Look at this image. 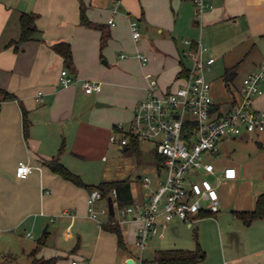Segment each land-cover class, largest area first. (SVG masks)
Wrapping results in <instances>:
<instances>
[{"label": "crops", "instance_id": "crops-1", "mask_svg": "<svg viewBox=\"0 0 264 264\" xmlns=\"http://www.w3.org/2000/svg\"><path fill=\"white\" fill-rule=\"evenodd\" d=\"M186 2L193 6L191 0H119L118 12L113 14L114 0H0V88L17 97L12 101H0V240L5 250L11 244L16 246L23 238H33L36 233L38 242L29 252L30 259L26 263L31 264L33 251L37 258L46 259L39 241L45 243L50 235L55 240L59 235L70 239L77 235L79 245L75 249L72 247L73 250L58 247L57 240L52 244V255L58 258L53 264L74 261L77 264H127L136 259L138 250L127 243H134L136 223L121 227L125 248L119 249L115 234L102 228L111 220L109 211L106 215L110 217L99 214L97 220L93 219L88 213L87 190L52 173L43 161L55 157L63 142L59 160L74 173L80 166L78 159L84 158L86 150L80 144H89L87 141L90 142L98 131L106 132L107 142L111 144L109 135L113 127L128 123L145 96V73H152L161 89L179 84L178 76L183 67L189 65L182 55L187 48L184 42L189 39L181 44L176 38V24ZM207 2L211 8L196 21L200 36L189 41L200 40L209 46L211 55L216 53L221 59L217 71L226 77L224 90L227 95H219L216 91L213 102L214 110L222 112L239 100L242 80L264 63V0ZM82 7L91 23L103 26L102 31L81 25ZM22 13L37 15L38 31L34 40L14 49L9 44L19 40ZM110 18L113 26L107 23ZM131 21L138 23L141 33L138 45L131 38ZM209 31L213 34L211 37ZM103 35L105 42L101 45ZM60 42L70 45L71 66L52 49ZM116 50H120L118 61ZM137 52L148 57L145 66L135 58ZM255 57L257 59L253 60ZM108 61L116 62L122 70L104 68L103 64L109 65ZM62 69L73 79L67 87L57 83ZM242 73L243 77L238 80ZM125 78L130 82V90L121 91ZM84 81L100 82L101 91L85 93ZM262 91L254 99L253 106L264 111V84ZM39 92L42 101L38 100ZM98 103L103 106H96ZM22 107L30 122L27 137ZM226 140H238L236 147L229 151H235L229 158L220 156V144ZM115 146L124 154L115 168L103 174L101 182L130 179L133 200H143L148 192L143 187V178L150 176H141L138 171L148 161L140 152L137 156L133 151ZM219 149L215 161L218 172L214 177L219 193L217 212L201 213L193 218L191 225L177 218L166 224L160 218L150 239L156 236L157 242L163 240L167 230H176L179 223L193 228L196 223L206 221L213 230L200 239L205 258L198 264H264V219L245 226L234 215V212L251 211L257 198L264 193V132L223 139ZM101 159L107 160L105 155ZM19 161L32 168L24 179L15 176ZM226 167L236 169V179H222L220 171ZM156 185L152 180L151 188ZM102 204L96 207L100 209ZM63 212H71L72 216L63 215ZM194 236L197 238L196 230ZM157 248L189 250L175 243ZM22 251H25L23 247ZM69 251L72 254L69 255ZM64 256L66 259L62 262ZM68 256L73 258L70 260Z\"/></svg>", "mask_w": 264, "mask_h": 264}, {"label": "built area", "instance_id": "built-area-1", "mask_svg": "<svg viewBox=\"0 0 264 264\" xmlns=\"http://www.w3.org/2000/svg\"><path fill=\"white\" fill-rule=\"evenodd\" d=\"M191 1L198 19L211 8L207 0ZM118 5L119 0H114L113 14L118 12ZM107 23L114 25L112 18ZM129 27L131 38L138 45L141 38L138 23L131 21ZM184 43L187 48L182 55L189 65L184 66L178 76L179 84L161 89L156 77L152 73H145L144 98L135 107L128 123L115 125L109 135V142L121 148L131 142L151 144L155 156L160 159V164L155 163L157 170L164 173L163 180L155 188H151V178H143V187L148 190L143 200L120 208L115 201V190L109 196L114 209L111 224L120 228L129 223L137 225L134 247L138 250V256L133 264H142L143 252L158 219L162 218L167 224L177 218L191 225L193 218L201 213L217 212L219 193L214 185V177L218 172L215 161L219 155L220 141L264 132V111L253 106L254 99L263 92L264 63L242 80L239 100L228 110L216 111L211 83L206 77L216 59L211 55L206 56L208 47L200 40H185ZM135 58L141 66L149 61L140 52L135 54ZM72 82L68 71L62 69L57 79L59 86L67 87ZM82 88L87 94L99 93L101 83L84 81ZM37 96L42 101V93L39 92ZM31 172L28 164L23 161L17 163V178L24 179ZM220 173L223 180L237 178L234 167H226ZM98 203H103L99 211L96 210ZM87 205L93 219L97 220L99 214H108L107 200L98 190L88 195ZM63 215L72 216V213L63 212ZM72 264L77 263L74 261Z\"/></svg>", "mask_w": 264, "mask_h": 264}, {"label": "rangeland", "instance_id": "rangeland-1", "mask_svg": "<svg viewBox=\"0 0 264 264\" xmlns=\"http://www.w3.org/2000/svg\"><path fill=\"white\" fill-rule=\"evenodd\" d=\"M198 18L195 16L194 6H192L189 2H186L182 5V11L180 12V16L178 18L177 24H176V30L177 35L176 38L178 40V43L182 44V41L184 39H197L199 38L200 34V27L197 25L196 21ZM230 34V31H228ZM209 31V37H211L213 34H210ZM218 33V32H217ZM214 34L215 36L217 35ZM205 36L208 38V33L205 32ZM204 38V37H203ZM206 43V42H205ZM120 53V50H116L114 52L116 56V61H118V54ZM210 56V49L208 46V52L206 53V56ZM212 55L216 56V63L212 65L211 71L207 74L208 79L211 81L212 86V97L215 95L216 91L217 94L220 93L222 96H226L227 91L224 90V86L227 84L226 77L222 73H219L220 71H217V67L221 64V59H219L218 55L216 53H212ZM211 55V56H212ZM182 58V57H181ZM257 59V57L253 58ZM183 61L188 62L186 58L183 59ZM254 62H257L256 60ZM109 65H104L103 67L106 69H112V67L120 68V66L117 65L116 62H110L108 61ZM185 65V64H184ZM122 70V69H121ZM125 70V69H123ZM130 75H133L132 73H129ZM141 76V75H140ZM243 77V73L239 75L238 80ZM130 82L128 80H125L122 82L121 85V91H128ZM231 84V83H229ZM224 90V91H223ZM225 93V94H224ZM238 140H226L222 144H220L221 147V154L222 157H227L233 155L235 151L232 149L236 147V144ZM89 144H80V147L86 150H84V158L78 159L79 167H77L75 174L79 175L81 180L85 184L90 185H97L101 182L103 174L110 168H115L114 165L120 163V159L122 158L123 154L120 152L119 149L114 144H109L107 142V135L106 132L98 131L96 135L90 140L87 141ZM107 142V143H106ZM91 147V149H90ZM140 153L144 160L148 161V164L142 167L138 172L141 176L149 175L150 178L156 182V184L160 183L164 178L163 172H158L157 165L155 164V153L152 150V145L149 143L139 144ZM132 151V150H128ZM105 155L107 158L106 161H102L101 156ZM96 210L99 211V207H96ZM117 216V215H116ZM104 217H110L109 215H105ZM111 218V217H110ZM66 224V223H65ZM197 231V238L194 236V231ZM213 227L208 224L206 221L198 222L195 225H193V228H188L184 223H179L176 230H173L172 228H169L166 232L165 238L163 240H158L157 237L153 236V238L149 239L147 242V248L143 252V259L145 260H152L155 251L158 249V246H173V244H178L179 246H183L184 248L194 250L196 248V243L198 242L199 246L201 237H207L210 233H212ZM72 234L74 233V227L71 228ZM39 236L36 233H33V238H23L19 242L16 243V246L11 244L8 249H4V242H1L0 240V264H16V261L19 262V264H26L29 257V252L33 247H35L36 243L38 242ZM127 238V237H126ZM125 238V239H126ZM57 240V241H56ZM54 239L52 235L46 238V242L40 246V250L42 252L44 258H54L57 257V255H52V251L54 252V246L52 244H55L60 248L68 250H73L75 247L77 248L79 243L77 239V235L72 236V238H66L63 235H59L57 239ZM128 240V239H126ZM160 241V242H159ZM129 247H132L131 245H134V243L128 242ZM22 247L24 248V252L22 251ZM73 247V249H72ZM6 251V255L4 257V253ZM69 255L72 254L70 251L68 252ZM62 256V255H61ZM14 257H17L16 259H13ZM70 260L73 258L71 256H68ZM56 259V258H54ZM58 259V258H57ZM56 259V260H57ZM66 259V256H64L61 261L63 262Z\"/></svg>", "mask_w": 264, "mask_h": 264}, {"label": "trees", "instance_id": "trees-1", "mask_svg": "<svg viewBox=\"0 0 264 264\" xmlns=\"http://www.w3.org/2000/svg\"><path fill=\"white\" fill-rule=\"evenodd\" d=\"M37 15L34 13H22L19 19L20 26V37L18 41H13L9 45L14 46V49H17L19 45L34 40V35L37 33L38 29L36 26ZM80 23L81 25L89 28H95L99 30H103V26L99 24L91 23L84 13V8H81L80 14ZM104 35L101 45L104 44ZM52 49L63 58L64 63L67 66L72 65V55L70 45L66 42L56 43L52 46ZM183 72V70H182ZM17 97L12 93L6 91L5 89L0 88V101H12L16 100ZM23 112V127H24V135L27 137L28 129L30 126V122L28 119L27 111L22 107ZM129 146V147H128ZM125 150H132L137 156H139V146L136 142H131ZM64 149V143L62 142L58 154L55 157H52L46 161H43V164L49 168V170L60 176L62 179L73 183L74 185L84 188L87 190L88 195L94 191L98 190L103 198L106 200L109 198L111 191L115 190L118 207L122 208L124 206L130 205L133 203V196L131 193L130 187V179L119 180V181H111V182H100L95 185L85 184L79 175L68 170L59 160V155L62 153ZM156 157V156H155ZM159 158L156 157V164H160ZM87 195V196H88ZM234 215L243 223V225L248 226L253 221L258 219H264V193L261 194L254 205V208L251 211L247 212H234ZM112 218V217H111ZM102 228L106 231H109L115 234L117 238V246L119 249L125 248V243L123 239V235L121 232V228L119 225H113L109 221L108 223L102 225ZM44 241H39V245H43ZM35 251L31 253V264H53L55 259H43L37 258L35 256ZM205 258V252L201 249V247L196 244V248L194 250H185V249H161L157 250L154 253L152 260L143 259L142 264H198Z\"/></svg>", "mask_w": 264, "mask_h": 264}, {"label": "water", "instance_id": "water-1", "mask_svg": "<svg viewBox=\"0 0 264 264\" xmlns=\"http://www.w3.org/2000/svg\"><path fill=\"white\" fill-rule=\"evenodd\" d=\"M96 106H103L102 104H97ZM210 179H213V177H210ZM107 205H108V211H109V215L113 216L114 215V209H113V202L111 198L107 199ZM127 264H133L132 260L127 261Z\"/></svg>", "mask_w": 264, "mask_h": 264}]
</instances>
